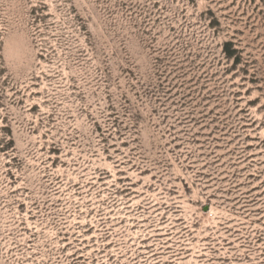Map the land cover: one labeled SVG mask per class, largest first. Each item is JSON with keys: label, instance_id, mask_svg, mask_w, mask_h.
I'll use <instances>...</instances> for the list:
<instances>
[{"label": "rangeland", "instance_id": "374dc122", "mask_svg": "<svg viewBox=\"0 0 264 264\" xmlns=\"http://www.w3.org/2000/svg\"><path fill=\"white\" fill-rule=\"evenodd\" d=\"M0 264H264V0H0Z\"/></svg>", "mask_w": 264, "mask_h": 264}]
</instances>
